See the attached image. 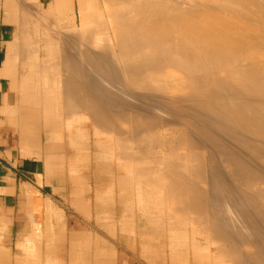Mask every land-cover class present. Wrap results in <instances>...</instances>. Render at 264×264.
I'll return each instance as SVG.
<instances>
[{
  "label": "bare ground",
  "instance_id": "6f19581e",
  "mask_svg": "<svg viewBox=\"0 0 264 264\" xmlns=\"http://www.w3.org/2000/svg\"><path fill=\"white\" fill-rule=\"evenodd\" d=\"M100 1L102 10L93 0H45L37 10L59 24V69L77 98L84 82L94 135L110 137L98 160L124 172L120 185L135 186L140 202L163 201L175 233L187 220L206 233L210 264H264V0ZM184 231L170 264H189ZM96 252L94 264L112 259Z\"/></svg>",
  "mask_w": 264,
  "mask_h": 264
},
{
  "label": "crops",
  "instance_id": "0c3cea01",
  "mask_svg": "<svg viewBox=\"0 0 264 264\" xmlns=\"http://www.w3.org/2000/svg\"><path fill=\"white\" fill-rule=\"evenodd\" d=\"M43 2L0 0V264H94L97 249L113 254L107 264H170L184 230L175 233L178 224L172 228L167 223L165 203L157 208L140 202L136 187L117 184L115 173L93 177L84 82L77 98L59 69V24L54 19L44 22L37 13ZM65 25L80 28L75 22ZM70 41L65 35L66 66ZM75 137L80 139L71 141ZM96 193L103 206L97 207ZM101 215L105 222L96 219ZM155 221L159 225L154 227ZM124 226L131 228L124 233ZM196 239L194 247L189 242V249L182 250L190 264L194 257L197 264L204 249Z\"/></svg>",
  "mask_w": 264,
  "mask_h": 264
},
{
  "label": "rangeland",
  "instance_id": "374dc122",
  "mask_svg": "<svg viewBox=\"0 0 264 264\" xmlns=\"http://www.w3.org/2000/svg\"><path fill=\"white\" fill-rule=\"evenodd\" d=\"M96 2L98 5V8H96L97 10H102V2L100 1V0H93V2ZM94 2V3H95ZM9 28H10V31H11V28L12 27H10L9 26ZM89 125H90V130L92 131V134H93V136H92V138H91V161L93 162V177L96 179V178H98V177H100V176H103V177H106L107 178V176H108V173H106V172H111V173H115L116 174V181H117V184H119L120 185V181H125V173L124 172H120V173H118V171L116 170V168L115 167H113V166H115L114 165V163H113V165H111L110 166V163H109V161H106V160H104V159H101L100 161L98 160V158H97V153H99V151H100V147H101V145L100 144H102V142H105V140L106 139H109L110 137H109V135H100V136H98V135H94V130H93V128H92V126H91V123L89 122ZM108 137V138H107ZM105 139V140H104ZM113 146V145H112ZM103 147V146H102ZM112 148H114V147H112ZM106 173V174H105ZM102 174V175H101ZM110 176H111V174H110ZM76 177H79V176H76ZM157 191H159V190H157ZM190 223L191 225H188V224ZM186 224L187 225H185L186 227H184V226H182L181 225V228L184 230V228H186V230L185 231H187V236L190 234V233H192L193 231L191 230V229H193V227H192V225L194 226H196V224H193V223H191V222H189V220H187V222H186ZM189 226H191V228H189L188 229V227ZM194 226V231H198V237H197V239H198V241H202V240H204L203 241V245L205 246L204 247V249H203V253L201 254V255H199V260L198 261H202L201 263L202 264H210L211 262H212V259H211V257H212V253H211V251H209L208 252V250L206 249V245H208L207 244V241H205L206 239H203V237L206 235V233H203V237H201L202 236V233L197 229V230H195V228H199L198 226H196L195 227ZM189 230L190 231H192V232H190L189 233ZM200 233H201V235H200ZM186 234V233H185ZM205 234V235H204ZM192 235V234H191ZM190 236V235H189ZM205 238V237H204ZM204 242H205V244H204ZM5 251H9V250H7V249H4ZM15 249H13L11 252H13V253H15ZM196 262V259L194 260L193 259V264ZM190 264V263H189Z\"/></svg>",
  "mask_w": 264,
  "mask_h": 264
}]
</instances>
